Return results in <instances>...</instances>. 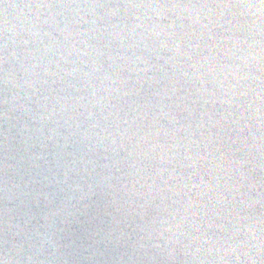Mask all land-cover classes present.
Listing matches in <instances>:
<instances>
[{
	"label": "water",
	"instance_id": "1",
	"mask_svg": "<svg viewBox=\"0 0 264 264\" xmlns=\"http://www.w3.org/2000/svg\"><path fill=\"white\" fill-rule=\"evenodd\" d=\"M262 7L0 0V258L264 264Z\"/></svg>",
	"mask_w": 264,
	"mask_h": 264
},
{
	"label": "clouds",
	"instance_id": "2",
	"mask_svg": "<svg viewBox=\"0 0 264 264\" xmlns=\"http://www.w3.org/2000/svg\"><path fill=\"white\" fill-rule=\"evenodd\" d=\"M260 3H261L262 6H264V0H260ZM247 7L251 8L252 4H249ZM262 9H264V7L260 8V9H257V10L259 11V10H262ZM0 264H8V261H6L5 259L0 258Z\"/></svg>",
	"mask_w": 264,
	"mask_h": 264
}]
</instances>
